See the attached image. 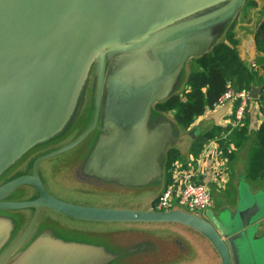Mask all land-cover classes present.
Masks as SVG:
<instances>
[{
    "label": "water",
    "instance_id": "95a60500",
    "mask_svg": "<svg viewBox=\"0 0 264 264\" xmlns=\"http://www.w3.org/2000/svg\"><path fill=\"white\" fill-rule=\"evenodd\" d=\"M243 3L0 0V177L20 161H27L31 156H25L31 150L57 138L84 114H90V123L76 138L34 160L31 175L0 184V213L34 208L27 225L9 244L16 224L0 214V264H81L76 259H84L86 264H139L140 256L159 255L157 239L137 235L116 245L103 233L85 231L82 235L87 240L65 245H51L49 239L44 242L53 233H42L19 252L41 207L90 222L183 225L205 239L220 264H256L251 243L262 237L258 231L264 204L250 200L248 195L239 197L228 216L216 214L212 208L203 213L180 207L156 212L142 205H79L48 194L37 175L40 161L75 147L91 135L92 145L79 172L87 176L80 181L94 195L106 193L105 185L116 187L111 194L119 196V189L126 190L136 200L145 189L160 191L163 152L148 159L144 177L140 178L142 171L132 173L136 161L149 150L154 128L171 121L153 106L180 91L187 80L188 61L208 53L220 42ZM260 90L261 86H251L249 97L258 98ZM151 150L155 153V148ZM73 179L79 181L78 175ZM22 185L38 189L39 197L9 200V194ZM167 249L168 253L173 251ZM56 252L68 254H63L67 256L64 258Z\"/></svg>",
    "mask_w": 264,
    "mask_h": 264
},
{
    "label": "crops",
    "instance_id": "0c3cea01",
    "mask_svg": "<svg viewBox=\"0 0 264 264\" xmlns=\"http://www.w3.org/2000/svg\"><path fill=\"white\" fill-rule=\"evenodd\" d=\"M263 20H264V0H244V3L239 13L231 22L227 31L220 40V42L224 41L225 35L230 31L231 37L235 43L234 49L236 51L237 56L246 67L253 70L256 69L255 57L257 55L254 44L255 33L260 23ZM190 60L188 61V76L191 70ZM188 76H187V80H188ZM187 80L182 85L180 91L174 94L173 96L180 95V98L182 100L185 99L183 91L186 88ZM261 85H262L261 77L258 75H254L253 80L250 83L249 89H245V90L249 92L251 86L258 87ZM256 99L254 98L249 99L245 112L242 116L244 117V119L246 118V120L248 121L247 133H246L247 141L244 144V146L247 144L249 140H251V138L254 139L255 131L258 129V127L261 124H263L264 121V114L261 112ZM234 102L235 100H231L220 105H218L217 102H215L213 104V108L207 109L203 114L198 115L193 121V123L187 128H183L177 124V122L174 119L173 116L174 114L172 111H162L157 109L156 108L157 103L153 106V109L156 112H160L166 115L169 119H171L170 122L159 124L154 128L152 138L150 141L151 144L149 146L150 150L152 148H155V153L153 152L154 153L153 158L154 156L155 157L158 156L160 152L164 153V158H165L164 167H163V177H162L163 183L158 195L167 186L173 185L174 183L176 184L178 182L177 177L179 176V174L192 172L196 180H202L206 182L209 189H213L215 190V192L219 193L218 194L219 199L217 200L215 206L212 207V210L214 212L234 209L231 208L230 205L234 206L236 204L238 200V196L233 202L231 199V195L233 196L238 193L240 182H236L234 184L232 183L231 179L233 177V172H234L233 164L237 162L236 157L242 147L236 149L233 152L232 157L223 156L219 148V142L217 139H209V140L200 139L201 133L204 132L205 130H208L214 126L226 127L230 123L232 124L235 123L234 122L235 120L232 118ZM236 111H235V115L236 118H238ZM195 142L196 143L202 142V146L197 147ZM171 150L172 151L174 150L176 152V156L173 162L174 165L173 169H171L170 179L166 181L165 168L167 163V157L169 152H171ZM246 163L248 164V162ZM246 171H247V167L244 171V177H246V179H249L246 176ZM224 191H228L229 194L227 195L223 193ZM157 196L151 200V205L153 204ZM143 208H147V207L143 206ZM188 230H190V232H195V234L199 236L197 237V239L201 245L208 244L206 243L205 239H203L198 233H196V231H194L191 228H189ZM163 231L165 230H160L159 232H163ZM263 233H264V218L262 220L261 226L259 227L258 235L262 236ZM171 235L175 239L180 241L183 248L182 251L173 248V251L168 253V255H172L175 257H184L185 255H187L190 252V249L187 244V240L184 237H182L180 234L177 235V233H171ZM193 249L196 252L195 254L197 256H200L201 251L194 246ZM207 259H209L211 262L207 263L208 262L206 261ZM201 264H220L219 259L216 253L213 251V249L212 252H210V255L207 254L204 255Z\"/></svg>",
    "mask_w": 264,
    "mask_h": 264
},
{
    "label": "rangeland",
    "instance_id": "374dc122",
    "mask_svg": "<svg viewBox=\"0 0 264 264\" xmlns=\"http://www.w3.org/2000/svg\"><path fill=\"white\" fill-rule=\"evenodd\" d=\"M89 119H90V114L88 113L84 114V116L80 117L75 122V124H73L71 128L64 131V133H62L57 138L37 147L35 150H31L25 156V158L34 155L40 149L41 150L52 149L53 147L62 145L72 140L80 132L79 125ZM87 148L88 147H86V149ZM252 148H253V139L251 138V140H249L247 144L240 149L236 157L237 162L233 164L234 172L231 181L234 184L236 182H240V186L238 189V193L233 196L231 195V199L234 202L237 196L238 199L240 196H245L246 198H249L248 196H250V200L257 201L260 204L262 203L264 204V179H250V178L246 179V177H244V171L247 167L246 162H248V158L250 156V151ZM83 149L85 148H83L82 145L81 146L78 145L68 151H65L63 153L55 155L54 157L49 158L50 160L45 159L43 161L44 164L42 168V173L44 174V176L48 181V187L58 189V192L65 197H69L71 199H79L80 201H88V203L91 205L105 206V207H124V208H137L140 207V205L147 208L151 207V200L157 196V194L159 193V189H145L139 192L140 196L136 200L133 199V193L126 190L119 189V196L114 195V193L111 194L112 192L111 189L114 190L116 188L113 185H105L106 193H102L101 191V194H99V196H96L94 195L92 189L90 190L89 188L87 189L86 186H83V183L81 181L60 183V182H55L54 180L55 177L51 178L50 180L49 166L54 163H61L68 161L71 158L74 159L72 161H77V163H79L74 165L73 166L74 169H72L74 174H78L79 169H81L80 161L84 155L81 158H79V160L76 159H78L79 155L82 152L83 154H85ZM153 155H154L153 151L149 149L146 152V154H144L141 158H139L136 161V167L132 169V173L134 174L140 173L144 168L145 164L147 163L148 159ZM23 161L24 160L14 165L15 168L13 167L14 169L12 168L11 171L13 172L17 168L22 169L23 166H21V163ZM7 173L1 176L0 179L6 177ZM21 189L24 191V194L27 196H30L33 193L32 189L30 188H21ZM210 192H211V203L209 207L212 208L215 206L217 200L219 199V195H218L219 193L215 192V190L213 189H210ZM223 193L227 195L229 194L228 191H224ZM237 202L234 206L230 205V207L236 208ZM172 207H180L182 209H185L184 207L177 205L176 203H174ZM29 213H30L29 210H18V211H10V212L5 211L4 213L1 212L0 214L6 217H9L6 214L8 215L15 214L17 216H23V218L26 221V219H28ZM201 213H203V211H201ZM48 217L52 218V216H48ZM53 217L58 218L55 215H53ZM73 221L75 222L74 227H78L80 225L81 228L78 229L84 230L85 232L88 231V232L103 233V236L107 241L116 245L125 244L124 242H126L128 239L130 240L132 238L137 237V235H140L144 238H149L153 241L156 239L159 240L158 241L160 248L159 255L140 256L141 261L139 264H201L204 255L205 254L210 255V252H212V249L208 244L201 245L199 243L197 239V237L199 236H197L195 232H190V230H188L189 228L181 226L179 224L137 223V222L135 223L134 222H90V221H77V220H73ZM140 227L143 228V230L137 229ZM160 230H165L167 233L170 232V233H177V235L180 234L182 237H184L187 240V244L190 249V252L184 257H175L172 255H168L169 250L167 248L169 249L172 248L171 246L172 242L170 241L171 235L166 236L167 234H159ZM136 231H142V232L137 233ZM193 246L201 251L200 256H197L195 254L196 252L194 251ZM251 248H252L251 251L253 253V256L255 257V263L264 264V233L262 234V237L259 240H253V242L251 243ZM244 258L245 257L243 256V259ZM133 262L134 261H132L131 263ZM243 264L245 263L243 262ZM247 264L250 263L247 261Z\"/></svg>",
    "mask_w": 264,
    "mask_h": 264
},
{
    "label": "trees",
    "instance_id": "16d2710c",
    "mask_svg": "<svg viewBox=\"0 0 264 264\" xmlns=\"http://www.w3.org/2000/svg\"><path fill=\"white\" fill-rule=\"evenodd\" d=\"M257 55L256 69L246 67L236 54L234 40L230 31L224 41L216 44L208 53L191 58V70L183 91L185 99L175 95L168 100L156 104L162 111H172L177 124L183 128L189 127L198 115L213 104L228 89L240 91L249 89L254 75L261 77V91L256 99L261 112L264 114V20L260 23L254 38ZM240 100L235 99L232 118L234 124L226 127L214 126L201 133L200 139H217L223 156L232 157L233 152L244 146L247 141V124L244 117L236 118L235 111ZM245 112V111H244ZM244 114V113H243ZM196 143V142H195ZM197 147L202 142L196 143ZM176 152L171 150L167 157L165 168L166 181L170 179L171 169ZM246 176L251 179H264V125L261 124L255 131L253 148L248 158Z\"/></svg>",
    "mask_w": 264,
    "mask_h": 264
},
{
    "label": "flooded vegetation",
    "instance_id": "af4514ba",
    "mask_svg": "<svg viewBox=\"0 0 264 264\" xmlns=\"http://www.w3.org/2000/svg\"><path fill=\"white\" fill-rule=\"evenodd\" d=\"M89 123H90V119L81 123L79 125L80 126L79 127L80 132L74 138H76L87 127V125ZM98 129H100L99 126H98ZM90 137H91V135L87 136L84 140H82L78 144L79 146L82 145L83 148H85V149H86V147H88L86 150L83 149L85 154H83V152H82L79 155L78 159H76V160H79V158H81L84 155L80 161V166H82V163H83L87 153L89 152L90 146L92 145V139ZM72 140H70V141H68L62 145L53 147L52 149H46V150L40 149V150H38L35 153V155L31 156L29 159H27V161H24V163L22 164L23 165L22 169L15 170L13 172L10 171L11 173L8 172L6 177L1 178L0 184L7 182V181H9V180H11L17 176H20V175H31L33 163L37 157H39L43 154L49 153L51 151H54L60 147H63L64 145L68 144ZM78 145H76V146H78ZM72 160H74V159L71 158L65 162L51 164L49 166L50 180H51V178L55 177V179H54L55 182H60V183L61 182L62 183L68 182L69 183V182L75 181V179H73L74 173H73L72 169H74L73 168L74 165L79 164V163H77V161H72ZM43 161L44 160L40 161L37 164V175H38L40 181L42 182L45 191L48 194H50L54 198L61 200V201H64V202H68V203H72V204H79V205H91L88 203V201H80L79 199H71L69 197H65V196L61 195V193L58 192V189L48 187V181H47L46 177L44 176V174L42 173V168H43V164H44ZM74 162H75V164H74ZM78 173L79 174H77V175L79 177V179H78L79 181H80V179H82L84 181L87 178V176L83 172L82 173L78 172ZM146 173H147V171H144V169H143L142 172L140 173V175H141L140 178L144 177L146 175ZM97 175L101 176L100 174H97ZM21 188H30V189H32L33 193L30 196H27L24 194V191ZM9 195H11L9 198V200H11V201H24V200L36 199L39 197L40 194H39L38 189H36L35 187L29 186V185H22V186L17 187L16 189H14ZM21 210H29L30 211V213L28 215V219H26V221L23 218V216H17L15 214H10V215L6 214L16 224L15 228L13 229L12 235L8 239V244L16 239V237L20 234L19 231L21 230V228L24 229V227L27 225L29 219L31 218V216L34 212V208L21 209ZM234 210H235V208L232 210H225V211H220V212H215V213L216 214H225L228 216ZM1 212L4 213L5 211H1ZM53 215L57 216L58 218H54ZM48 216H52V218H50ZM73 220L84 221V220H78V219H74L72 217L66 216V215L59 213V212H57L53 209H50L48 207H41L39 210V213H38V216L36 219V223L34 224V228H33L32 232L29 234V236L23 242V244L18 249V251L20 252V251L24 250L35 238H37L42 233H46L49 231L51 233H53V237L52 238H44V239L42 238V239L44 240V242H46L49 239V241L47 243H51V245H53V244L65 245V243H68L69 241L82 242V241L87 240L85 238V236L82 235V232H84V230L78 229V228H81L80 225L78 227H74L75 222ZM69 227H71V228H69ZM86 233H88V231ZM86 233H83V234H86ZM74 234H76V235H74ZM159 234H167L166 236L171 235V233H166L165 231L160 232ZM167 238H169V237H167ZM170 241L172 242V245H171L172 248H176V250L178 249L179 251H182L183 247H182L179 240L175 239L171 235ZM56 242H60L61 244L56 243ZM63 254H68V253H64V252L57 253L56 252L57 256H60V257L63 256L64 258H66L67 256H65ZM69 254H71V253H69ZM69 257H71V256H69ZM64 258H62V260H65ZM66 261H68V260H66ZM76 261L78 263H81V264H86L84 262V259H82V260L76 259Z\"/></svg>",
    "mask_w": 264,
    "mask_h": 264
},
{
    "label": "built area",
    "instance_id": "2783aa9c",
    "mask_svg": "<svg viewBox=\"0 0 264 264\" xmlns=\"http://www.w3.org/2000/svg\"><path fill=\"white\" fill-rule=\"evenodd\" d=\"M235 99L240 100L236 114L238 118H241L250 99L247 90L234 91L228 89L218 98L217 104H224ZM177 179L176 184L167 186L160 192L151 205V210L156 212L168 211L175 201L188 211L204 212L210 208L211 192L206 182L196 180L192 172L179 174Z\"/></svg>",
    "mask_w": 264,
    "mask_h": 264
},
{
    "label": "bare ground",
    "instance_id": "6f19581e",
    "mask_svg": "<svg viewBox=\"0 0 264 264\" xmlns=\"http://www.w3.org/2000/svg\"><path fill=\"white\" fill-rule=\"evenodd\" d=\"M88 81V80H87ZM87 81H86V83H87Z\"/></svg>",
    "mask_w": 264,
    "mask_h": 264
}]
</instances>
